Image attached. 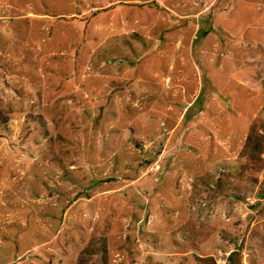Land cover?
I'll use <instances>...</instances> for the list:
<instances>
[{
	"label": "rangeland",
	"instance_id": "rangeland-1",
	"mask_svg": "<svg viewBox=\"0 0 264 264\" xmlns=\"http://www.w3.org/2000/svg\"><path fill=\"white\" fill-rule=\"evenodd\" d=\"M0 264H264V0H0Z\"/></svg>",
	"mask_w": 264,
	"mask_h": 264
},
{
	"label": "trees",
	"instance_id": "trees-1",
	"mask_svg": "<svg viewBox=\"0 0 264 264\" xmlns=\"http://www.w3.org/2000/svg\"><path fill=\"white\" fill-rule=\"evenodd\" d=\"M7 121H8V117L0 109V124L5 125V124H7Z\"/></svg>",
	"mask_w": 264,
	"mask_h": 264
}]
</instances>
